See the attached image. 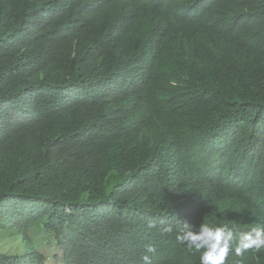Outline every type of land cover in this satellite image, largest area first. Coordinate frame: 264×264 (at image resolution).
<instances>
[{"label":"trees","instance_id":"16d2710c","mask_svg":"<svg viewBox=\"0 0 264 264\" xmlns=\"http://www.w3.org/2000/svg\"><path fill=\"white\" fill-rule=\"evenodd\" d=\"M48 39L55 53L26 61L10 46L0 62L30 73L26 91L0 93V220L7 194L51 195L44 227L60 264L124 256L139 246L125 236L162 223L142 191L104 193L106 169L129 160L174 173L186 193L172 221L233 201L264 223V0H61ZM56 61L70 80L102 90L123 79L140 99L119 96L101 115L97 103L64 107L35 125L29 105Z\"/></svg>","mask_w":264,"mask_h":264},{"label":"clouds","instance_id":"9594fccd","mask_svg":"<svg viewBox=\"0 0 264 264\" xmlns=\"http://www.w3.org/2000/svg\"><path fill=\"white\" fill-rule=\"evenodd\" d=\"M60 9L61 0H22L17 5L0 2V62L5 59L10 46H16L18 55L26 61L41 53H55L48 33ZM29 77L26 68L0 73V93L6 97L23 93L28 88ZM127 83L123 79H113L98 90L87 80H70L68 64L56 61L39 77L42 95L37 106L29 105L30 115L35 125H42L56 111L86 103H97L101 115V110L119 96L133 102L140 99V92L131 89ZM5 136L0 132V143ZM105 172L114 175L110 174L115 182L109 192L115 185L127 197L142 191L157 212L154 218H162V223L156 225L150 220L141 236H125L139 242V246L136 249L130 247L126 255L104 264H264V223L245 204L212 203L205 204L202 209L198 205L187 219L177 217L178 222H175L172 215L178 210L186 191L170 169L154 167L148 162L143 165L120 160L112 163ZM109 192L105 190L104 193ZM50 201L51 195L38 197L24 192L5 195L0 228L10 227L23 238L28 237L29 227L35 224L48 232L44 225L50 218ZM55 245L61 253V261L57 263L60 264L64 253L57 239ZM33 254L37 259L28 262L19 255L0 252V264H22V261L23 264H45L44 257L34 249ZM58 258L56 254L54 259Z\"/></svg>","mask_w":264,"mask_h":264},{"label":"rangeland","instance_id":"374dc122","mask_svg":"<svg viewBox=\"0 0 264 264\" xmlns=\"http://www.w3.org/2000/svg\"><path fill=\"white\" fill-rule=\"evenodd\" d=\"M114 182L115 180L112 179L106 184V192H109ZM27 235V238H23L10 227L0 228V252L11 256L19 255L23 261L29 262L37 259L33 254L34 249L44 257L45 264H57L61 261V253L55 245V239L44 231L40 224L29 227ZM56 254L59 257L58 260L54 259ZM46 258H50V260H46Z\"/></svg>","mask_w":264,"mask_h":264}]
</instances>
